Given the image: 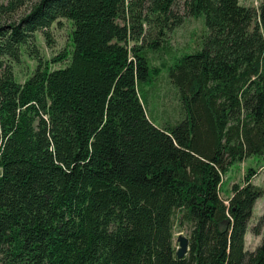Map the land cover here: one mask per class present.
<instances>
[{
	"label": "trees",
	"instance_id": "obj_1",
	"mask_svg": "<svg viewBox=\"0 0 264 264\" xmlns=\"http://www.w3.org/2000/svg\"><path fill=\"white\" fill-rule=\"evenodd\" d=\"M26 1L0 0V264H264V231L231 256L255 171L219 196L232 163L264 154V0H181L205 30L167 67L181 119L160 128L140 90L178 0H39L13 20ZM57 19L70 50L17 83L20 47Z\"/></svg>",
	"mask_w": 264,
	"mask_h": 264
},
{
	"label": "rangeland",
	"instance_id": "obj_2",
	"mask_svg": "<svg viewBox=\"0 0 264 264\" xmlns=\"http://www.w3.org/2000/svg\"><path fill=\"white\" fill-rule=\"evenodd\" d=\"M39 0H27L18 9L12 19L17 20L28 14L33 5ZM238 4L244 7L256 9L258 0H238ZM173 12L181 16V23L165 31L163 41L159 43V50L147 52L149 75L148 83L140 90V96L144 104L147 118L154 127L173 125L181 119V106L175 90L167 79V67L175 58L190 54L200 49L201 38L204 34L203 16L188 17L183 14L181 0H178ZM46 35H44V33ZM264 39V31H261ZM70 24L64 19H57L50 24L45 31H36L32 34L28 44L19 49L17 63H11L14 80L22 83L28 78L38 62L41 64L50 62L52 58L62 51L70 50ZM67 62L52 63L48 66L51 69L63 67ZM247 169L255 171L251 183L262 189L263 193L258 198L252 209L248 220L245 234L236 241V247L231 256L238 251H253L261 240L264 231V154L251 156L240 163H232L222 176L219 196L226 199L230 194L232 184H240ZM258 229L260 235H255L254 230ZM173 241L181 234L187 236L189 228L187 225L179 227L178 221L173 220Z\"/></svg>",
	"mask_w": 264,
	"mask_h": 264
},
{
	"label": "water",
	"instance_id": "obj_3",
	"mask_svg": "<svg viewBox=\"0 0 264 264\" xmlns=\"http://www.w3.org/2000/svg\"><path fill=\"white\" fill-rule=\"evenodd\" d=\"M175 242L177 244V248L175 251V257L177 259H182L187 251V238L181 234L176 236Z\"/></svg>",
	"mask_w": 264,
	"mask_h": 264
}]
</instances>
